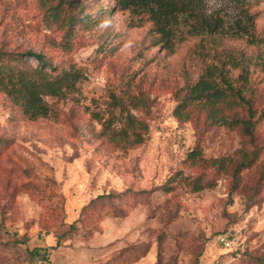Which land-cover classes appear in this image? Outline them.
Returning a JSON list of instances; mask_svg holds the SVG:
<instances>
[{
	"label": "rangeland",
	"instance_id": "1",
	"mask_svg": "<svg viewBox=\"0 0 264 264\" xmlns=\"http://www.w3.org/2000/svg\"><path fill=\"white\" fill-rule=\"evenodd\" d=\"M101 6L109 11L86 0L93 23L69 27L47 18L42 0H0V51L34 66L27 51L37 52L58 69L83 72L75 90L46 96L51 112L36 119L0 88V264H264V0L249 8L252 33L191 36L172 51L154 44L146 16L116 0ZM245 8L202 2L206 16L238 32ZM201 46L212 61L225 50L245 55L252 134L211 124L199 110L186 121L174 115L176 92L203 72ZM231 74L241 84V69ZM144 95L147 106L135 107ZM129 114L142 143L120 135ZM196 146L231 165L191 164L187 153ZM198 176L207 184L200 191ZM117 202L126 215L108 213ZM37 247L50 261L32 254Z\"/></svg>",
	"mask_w": 264,
	"mask_h": 264
},
{
	"label": "trees",
	"instance_id": "2",
	"mask_svg": "<svg viewBox=\"0 0 264 264\" xmlns=\"http://www.w3.org/2000/svg\"><path fill=\"white\" fill-rule=\"evenodd\" d=\"M235 1L241 6H246L242 12L245 21L243 25L239 24L241 30L239 32L227 29L221 17L206 16L202 10L203 0H116V7L131 10L139 19H143L142 15L146 16L153 23L154 44L172 51L177 42L185 41L191 36L228 35L232 38H241L252 33L256 27V15L250 12L249 8L256 0ZM42 3L47 18L55 21L61 19L69 27L79 20L84 24L86 19L93 23L91 15L84 10L86 0H42ZM97 3L102 13L109 11L102 8L101 0H97ZM71 4L75 6L76 12H66L63 16L60 9ZM27 53L37 59L36 66L22 58L20 53L0 51V88L21 108L25 116L31 119L46 117L50 114L51 107L45 97H60L67 91L75 90L83 72L75 66L58 69L50 64L44 55L33 51ZM197 53L204 60L203 72L195 83L186 87L184 91L176 92L177 105L174 115L179 120L186 121L199 110L206 115L207 121L211 124L241 127L247 134H252L257 120H254L255 111L247 92L250 71L243 65L245 55L236 56L233 52L225 50L212 61L208 59L210 53L204 46L199 47ZM260 64L264 67V60H261ZM238 68L241 69L238 79L242 80L239 85L231 74L232 70ZM134 102L135 107H138L147 106L148 101L144 95L136 98ZM244 111L245 114L242 113ZM127 120L129 128L122 130L120 135L129 145L142 143L143 138L138 130L139 123L131 114L127 116ZM131 136L133 139L130 140ZM186 160L193 165L201 164L215 169L227 170L231 165V161L225 157L206 158L198 146L187 153ZM241 167L236 166L234 173L237 174ZM206 186L201 176L193 182V188L197 191ZM117 203L116 208L111 205L112 212L108 213L115 216L126 215L127 210L123 208V202ZM94 232L95 230H90L89 234L92 235ZM32 254L41 256L40 248H35ZM41 257L48 259L47 255Z\"/></svg>",
	"mask_w": 264,
	"mask_h": 264
},
{
	"label": "built area",
	"instance_id": "3",
	"mask_svg": "<svg viewBox=\"0 0 264 264\" xmlns=\"http://www.w3.org/2000/svg\"><path fill=\"white\" fill-rule=\"evenodd\" d=\"M222 241L228 246L231 244L230 241L227 240L226 238H222Z\"/></svg>",
	"mask_w": 264,
	"mask_h": 264
}]
</instances>
